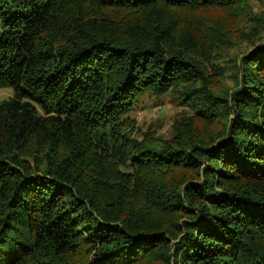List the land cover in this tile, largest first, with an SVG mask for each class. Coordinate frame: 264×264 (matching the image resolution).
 Returning a JSON list of instances; mask_svg holds the SVG:
<instances>
[{
	"label": "trees",
	"instance_id": "obj_1",
	"mask_svg": "<svg viewBox=\"0 0 264 264\" xmlns=\"http://www.w3.org/2000/svg\"><path fill=\"white\" fill-rule=\"evenodd\" d=\"M252 2L0 0V264H264ZM165 95L167 139L132 115Z\"/></svg>",
	"mask_w": 264,
	"mask_h": 264
},
{
	"label": "rangeland",
	"instance_id": "obj_2",
	"mask_svg": "<svg viewBox=\"0 0 264 264\" xmlns=\"http://www.w3.org/2000/svg\"><path fill=\"white\" fill-rule=\"evenodd\" d=\"M250 14L252 17L261 15L264 17V0H254L251 4ZM258 42L264 43V31L260 33ZM236 43L214 52L210 58V62L206 65H216L226 71L224 82L231 83L228 74L235 71L234 66H239L240 58L254 49L247 40L238 39ZM11 94L5 83L0 82V100ZM189 113L188 107L177 98L171 95L162 97H145L132 113L135 117L136 127L145 130L152 129L156 131V136L167 139L172 134V125L176 119Z\"/></svg>",
	"mask_w": 264,
	"mask_h": 264
}]
</instances>
